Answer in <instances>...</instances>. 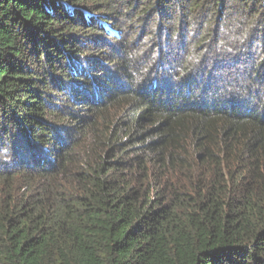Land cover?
I'll use <instances>...</instances> for the list:
<instances>
[{
  "label": "trees",
  "instance_id": "16d2710c",
  "mask_svg": "<svg viewBox=\"0 0 264 264\" xmlns=\"http://www.w3.org/2000/svg\"><path fill=\"white\" fill-rule=\"evenodd\" d=\"M0 264H264V0H0Z\"/></svg>",
  "mask_w": 264,
  "mask_h": 264
},
{
  "label": "rangeland",
  "instance_id": "374dc122",
  "mask_svg": "<svg viewBox=\"0 0 264 264\" xmlns=\"http://www.w3.org/2000/svg\"><path fill=\"white\" fill-rule=\"evenodd\" d=\"M227 27H228V26H227ZM222 29H223V28L220 29V31L218 32V34H221V33L223 32ZM224 29H225V28H224ZM224 29H223V30H224ZM193 30H194V28L191 27V26H189L188 33H189V31L191 32V31H193ZM234 48H235V47H232L231 50H234ZM236 49L238 50V47H236ZM240 49H242V48H240ZM232 52H233V51H232ZM183 55H184V54H183V52H182L179 56H182L183 59L185 60L187 56L184 57ZM186 61H189V57H187V60H186ZM191 66H193L191 70H195V71H196V69H198L197 67H195V65H192V64H191ZM245 66H247V65H245ZM168 67H169V66H168ZM172 72H173V71H172ZM173 73H174V72H173ZM227 73H228L229 75H231L232 73H234V71H233V70H232V72H229V71H228Z\"/></svg>",
  "mask_w": 264,
  "mask_h": 264
}]
</instances>
